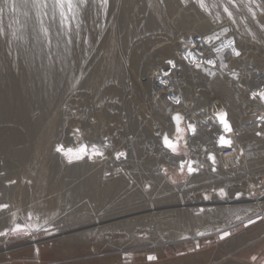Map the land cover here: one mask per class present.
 <instances>
[{
    "label": "rangeland",
    "instance_id": "obj_1",
    "mask_svg": "<svg viewBox=\"0 0 264 264\" xmlns=\"http://www.w3.org/2000/svg\"><path fill=\"white\" fill-rule=\"evenodd\" d=\"M38 3L0 0V264H264L229 246L264 221V0Z\"/></svg>",
    "mask_w": 264,
    "mask_h": 264
},
{
    "label": "bare ground",
    "instance_id": "obj_2",
    "mask_svg": "<svg viewBox=\"0 0 264 264\" xmlns=\"http://www.w3.org/2000/svg\"><path fill=\"white\" fill-rule=\"evenodd\" d=\"M232 105V104H231ZM235 106H237V105H235ZM175 117V116H174ZM252 119H257V117L256 118H252ZM181 120H182V118L180 119V121H179V124L177 123V121L174 119V123H173V128L175 129V131L176 132H178L177 131V128L179 127V129H180V131L183 129V127H182V125H181ZM258 120V119H257ZM261 120H264V119H261ZM169 138V137H168ZM181 137L178 135V134H175L174 136H170V138H169V140H171V141H173L174 143H177V142H179V141H181V139H180ZM231 142V141H230ZM188 144V143H187ZM231 144V143H230ZM58 147L59 148H62L60 145H58ZM117 153V152H116ZM239 154V153H238ZM241 154V153H240ZM236 152L234 151V150H232V151H226V152H224L223 154H222V157H223V159H224V162L226 163H222V166H221V169H222V171H229V172H231L230 170H231V167H227V165L228 166H231V165H233L234 163H236ZM162 176V175H161ZM213 193H215L214 191L212 192H209V191H206V192H203V193H201V196H200V200H198L197 201V203L199 202V203H207L209 200H210V198L212 197V195H213ZM216 193H218L219 195V197L220 198H223L224 197V195L222 196V195H220V190H216ZM232 193V192H231ZM240 194H237V191L235 190V191H233V193H232V197L234 198V197H237V196H239ZM205 197H207V198H205ZM258 199V198H257ZM226 201H228V202H232V201H235V199H232V200H226ZM191 203H195V202H189L188 204H191ZM253 206V209L254 208H257V209H261V210H264V200H257V201H254V202H252L251 203ZM14 205H16V204H14ZM17 206V205H16ZM15 208V207H14ZM17 208H19L18 206L15 208V209H12V210H14V211H11V214L9 213V219H10V221L11 222H13L14 223V221H16L15 220V217H17V214H18V212L19 211H17V210H19V209H17ZM186 209H187V211H189L190 213H193L192 211H191V208H189V207H185ZM17 209V210H16ZM21 212V211H20ZM185 213H187V212H185ZM192 216V215H191ZM241 215H239V216H237V217H235V218H239ZM236 221V220H235ZM17 222V221H16ZM12 223V224H13ZM21 223V222H20ZM19 223V224H20ZM18 224V223H17ZM34 224V223H33ZM11 225V224H10ZM14 225V224H13ZM13 225H11V226H13ZM20 225H22V224H20ZM25 225V224H24ZM23 225V226H24ZM27 225H30V224H27ZM34 226H35V224H34ZM222 226V225H221ZM221 226H215V227H213V229L215 228V231H218V230H220V229H222L221 228ZM252 227V226H251ZM255 228V230H254V232H253V230H251L253 233H250V234H248V231L247 230H245V232L243 231V233L242 234H240V236H239V238L236 240H234V241H232L233 243H231L229 246H231V254L233 255L234 253L235 254H237V253H239V252H241V251H243L244 249V251H247V249H249L248 247H252L253 246V243L254 242H256L257 241V239H259V238H261V237H264V221L263 222H259L258 224H255L254 226H253V228L252 229H254ZM212 229V230H213ZM209 230V229H208ZM208 230L207 229H205L204 230V235H207L209 232H208ZM212 230H209L210 232L212 231ZM50 234L51 235H55L56 234V232H54V231H52V232H50ZM236 238V237H235ZM231 240V239H230ZM67 241H69V242H72L73 244L75 243L78 247L79 246H82V244H84L85 243V240H81V239H78V238H71L70 240H67V239H63L62 241H61V244H63V245H65V243L67 242ZM57 244V243H56ZM67 245V244H66ZM75 245V246H76ZM225 245V244H224ZM228 245V244H227ZM233 245V246H232ZM53 246V245H52ZM56 247H57V245H56ZM65 247V246H64ZM68 247V246H67ZM38 248V247H37ZM82 248V247H81ZM227 249V248H226ZM226 249H224V250H226ZM61 250H63V249H61ZM219 251V250H218ZM228 251V250H227ZM250 251V250H249ZM221 253V252H220ZM245 253V252H244ZM229 254V253H228ZM195 256H198L197 258L196 257H194L193 258V260L195 259L196 261L198 260L199 262L200 261H204L205 259H207L208 257H209V253H208V251L207 252H202V253H197V254H195ZM228 256V255H227ZM236 256V255H235ZM101 258V257H100ZM186 259H187V257H185ZM188 258H189V256H188ZM104 259V258H103ZM179 259H181V258H178V260ZM231 259V258H230ZM233 259V258H232ZM231 259V260H232ZM244 259V258H243ZM189 260H190V258H189ZM192 260V259H191ZM193 261V263H196V261ZM226 259H224L222 256L220 257V255H216V257H215V259H214V262H213V264H220L222 261H224L225 263L227 262V260L225 261ZM239 260V259H238ZM245 260V259H244ZM171 261V260H170ZM181 261V260H180ZM182 261H183V259H182ZM188 261V260H187ZM228 261H229V258H228ZM233 262L235 261V259L234 260H232ZM239 261H241V260H239ZM164 262H167V261H164ZM174 262V260L172 261V263ZM190 262V261H189ZM192 262V261H191ZM220 262V263H219ZM231 262V261H230ZM238 262V261H237ZM163 263V262H162ZM175 263H176V261H175ZM174 263V264H175ZM180 263V262H179ZM179 263H177V264H179ZM185 262H183V264H184ZM201 263V262H200ZM200 263H196V264H200ZM207 263V262H206ZM209 263V262H208ZM240 263V262H239ZM157 264H160L159 262H157ZM166 264V263H165ZM188 264V263H187ZM203 264H204V262H203ZM226 264H228V263H226ZM234 264H235V262H234ZM241 264V263H240ZM243 264H254V262L252 263V261L251 262H244Z\"/></svg>",
    "mask_w": 264,
    "mask_h": 264
},
{
    "label": "snow or ice",
    "instance_id": "obj_3",
    "mask_svg": "<svg viewBox=\"0 0 264 264\" xmlns=\"http://www.w3.org/2000/svg\"><path fill=\"white\" fill-rule=\"evenodd\" d=\"M82 2H83V0H82ZM104 2L107 3V0H104ZM229 2H231V0H229ZM252 2H255V0H252ZM199 3H200V6L201 7H204L205 6L204 3H203V0H199ZM34 6L47 7L46 4H39L38 3V0H34ZM65 6H67V9H68L69 12L73 13V15L75 14L74 13L73 0H55V4L53 5L54 8L58 7L60 9V16L62 18V22L65 21V20H67V18H68L66 16V13H65V10H64L65 9ZM224 10H225V12H228V9L227 8H225ZM13 11H15V6H13ZM249 12L252 13L253 17H255V13L252 12L251 7H249ZM228 14H229V16L232 15L231 12H228ZM233 44H234L233 41H229L228 44L226 45V47H232ZM232 51L234 52L235 55H237V56L240 55L239 51H237L234 47H232ZM209 62L211 63V61H209ZM169 63H172V62L169 61ZM197 66H199V65H197ZM253 95L256 96L257 94L254 93ZM258 95L260 96L261 99H264V92H260ZM173 119H175L177 121V123L179 124V121H180L181 117L179 115H177V116L173 117ZM221 122L224 124V127H225V129L227 131H231V128H230L229 124L226 122V120L224 119L223 115L221 116ZM189 128L193 132L195 131V129L191 125H189ZM177 131L178 132L180 131L179 127L177 128ZM220 143L222 145H230L231 142L229 140L225 139L224 137H221L220 138ZM164 144H165L166 147L170 148L173 152H176L177 151V145H176V143H174L173 141L169 140V138L167 136L164 137ZM57 151H64V150L62 148H57ZM84 151H85V149L82 147L79 150L78 153H75L74 154L72 152V150L69 149L66 152H64V154L69 157V162H72L73 155L75 156L76 159H81L82 156L80 155V153H84ZM93 153L94 154H101L102 155V153H99L98 150L95 149V148H93ZM122 155H124V154L123 153H119L118 154V157L119 156H122ZM181 167L183 168V165ZM194 171H196V170L194 168H192L191 164L189 163V165H188V172L189 173H192ZM224 194H225L224 193V190L223 189H220V195L223 196ZM205 198H207V197H205ZM7 207H8L7 205H0V210H2L4 208H7ZM28 227H31V225H29ZM11 231H12L13 234H19L21 232H26V229L21 228L19 225H16L14 228H12ZM2 235H6V233L0 232V236H2ZM225 235H228V234L225 233ZM253 259H255V257H253Z\"/></svg>",
    "mask_w": 264,
    "mask_h": 264
}]
</instances>
